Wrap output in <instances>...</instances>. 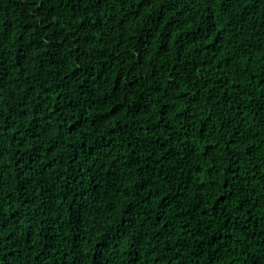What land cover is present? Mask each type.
<instances>
[{
    "label": "trees",
    "instance_id": "16d2710c",
    "mask_svg": "<svg viewBox=\"0 0 264 264\" xmlns=\"http://www.w3.org/2000/svg\"><path fill=\"white\" fill-rule=\"evenodd\" d=\"M0 264H264V0H0Z\"/></svg>",
    "mask_w": 264,
    "mask_h": 264
}]
</instances>
